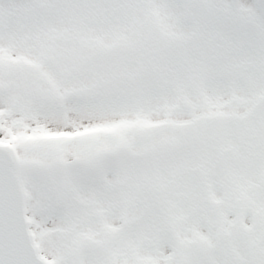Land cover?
I'll return each instance as SVG.
<instances>
[{
  "label": "snow or ice",
  "instance_id": "obj_1",
  "mask_svg": "<svg viewBox=\"0 0 264 264\" xmlns=\"http://www.w3.org/2000/svg\"><path fill=\"white\" fill-rule=\"evenodd\" d=\"M0 264H264V0H0Z\"/></svg>",
  "mask_w": 264,
  "mask_h": 264
}]
</instances>
